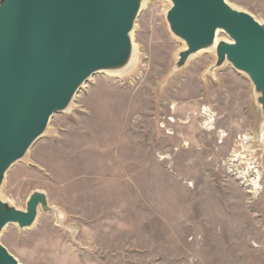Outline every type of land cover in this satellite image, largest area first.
I'll return each mask as SVG.
<instances>
[{"label": "rangeland", "instance_id": "rangeland-1", "mask_svg": "<svg viewBox=\"0 0 264 264\" xmlns=\"http://www.w3.org/2000/svg\"><path fill=\"white\" fill-rule=\"evenodd\" d=\"M226 1L264 25V0ZM171 6L146 0L135 68L94 75L6 174L3 201L43 191L63 214L5 228L20 264H264L258 95L230 63L210 73L215 50L176 70Z\"/></svg>", "mask_w": 264, "mask_h": 264}, {"label": "water", "instance_id": "water-1", "mask_svg": "<svg viewBox=\"0 0 264 264\" xmlns=\"http://www.w3.org/2000/svg\"><path fill=\"white\" fill-rule=\"evenodd\" d=\"M169 1L170 31L186 44L176 70L191 57L215 50L217 63L210 73L230 63L247 75L264 117V25L226 0ZM145 2L0 0V192L9 170L94 75L129 66L135 53L133 32ZM219 32L231 43L216 45ZM40 211L58 220L63 216L43 191L30 195L25 211L0 197V264H20L1 243L5 228L31 229Z\"/></svg>", "mask_w": 264, "mask_h": 264}, {"label": "bare ground", "instance_id": "bare-ground-1", "mask_svg": "<svg viewBox=\"0 0 264 264\" xmlns=\"http://www.w3.org/2000/svg\"><path fill=\"white\" fill-rule=\"evenodd\" d=\"M220 35H221V33L219 32L218 34H217V39H216V45L218 44V43H220L221 41H226V42H229V43H231V40H229L228 38H223V39H221L220 38ZM134 47H135V45H134ZM216 47V46H215ZM213 49H215V48H213ZM137 54H136V47H135V53H134V55H133V58H132V60H131V63L129 64V66L126 68V69H124V70H121V71H118V72H116V73H112L111 75L112 76H122V75H125V74H127V73H130L134 68H135V66H136V58H137V56H136ZM191 58H193V57H191ZM190 58V59H191ZM248 140H249V138H246V141L248 142ZM245 141V142H246ZM263 141V143H264V133H263V136H262V138H261V140H260V143ZM263 145V144H262ZM263 150H264V147H263ZM259 187V186H258Z\"/></svg>", "mask_w": 264, "mask_h": 264}]
</instances>
